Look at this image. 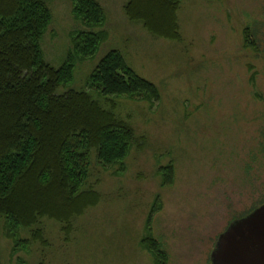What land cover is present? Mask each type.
Masks as SVG:
<instances>
[{
	"label": "rangeland",
	"instance_id": "obj_1",
	"mask_svg": "<svg viewBox=\"0 0 264 264\" xmlns=\"http://www.w3.org/2000/svg\"><path fill=\"white\" fill-rule=\"evenodd\" d=\"M107 39L77 62L69 87L81 89L101 57L118 50L160 99L115 98L144 144L122 164L92 160L87 187L99 203L62 225L43 219L44 241L15 236L0 217V264H157L141 244L156 204L151 234L166 264H209L229 222L264 203V0H182V41L156 38L124 13L125 0H99ZM45 58L59 66L81 25L71 0H48ZM113 98V97H112ZM172 164L171 184L159 168Z\"/></svg>",
	"mask_w": 264,
	"mask_h": 264
},
{
	"label": "trees",
	"instance_id": "obj_2",
	"mask_svg": "<svg viewBox=\"0 0 264 264\" xmlns=\"http://www.w3.org/2000/svg\"><path fill=\"white\" fill-rule=\"evenodd\" d=\"M71 3L81 28L71 33L65 59L53 66L41 47L52 19L48 0H0V217L10 236L29 230L41 242L43 219L69 234L72 221L99 203L100 193L86 185L93 159L121 165L132 147L144 144L130 121L116 113L115 98L151 105L160 99L156 85L115 49L101 57L83 88L69 87L76 63L91 58L108 37L99 0ZM181 3L125 0L123 10L152 36L180 42ZM173 172L172 164L159 168L163 186L171 184ZM155 206L141 244L157 264H166L151 234Z\"/></svg>",
	"mask_w": 264,
	"mask_h": 264
},
{
	"label": "water",
	"instance_id": "obj_3",
	"mask_svg": "<svg viewBox=\"0 0 264 264\" xmlns=\"http://www.w3.org/2000/svg\"><path fill=\"white\" fill-rule=\"evenodd\" d=\"M260 261H264V203L229 222L218 235L209 256V264H258Z\"/></svg>",
	"mask_w": 264,
	"mask_h": 264
},
{
	"label": "flooded vegetation",
	"instance_id": "obj_4",
	"mask_svg": "<svg viewBox=\"0 0 264 264\" xmlns=\"http://www.w3.org/2000/svg\"><path fill=\"white\" fill-rule=\"evenodd\" d=\"M261 204H262V203H261ZM261 204H259V205H261ZM259 205H258V206H259ZM258 206L253 207L252 210H253L254 208L258 207ZM252 210H251V211H252ZM251 211H249V212H251ZM249 212H248V213H249ZM248 213H246V214H248ZM246 214H244L243 216H245ZM243 216H240V217H243ZM240 217H237V218H240ZM261 262H262V263H261ZM258 264H264V261H260V262H258Z\"/></svg>",
	"mask_w": 264,
	"mask_h": 264
}]
</instances>
